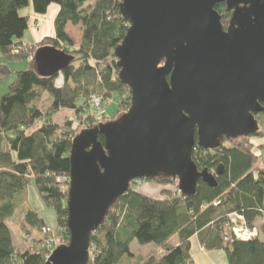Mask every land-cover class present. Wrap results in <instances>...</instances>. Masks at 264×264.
Masks as SVG:
<instances>
[{"label":"trees","instance_id":"1","mask_svg":"<svg viewBox=\"0 0 264 264\" xmlns=\"http://www.w3.org/2000/svg\"><path fill=\"white\" fill-rule=\"evenodd\" d=\"M120 2L32 0L33 13L40 16L51 4L58 6L54 34L43 37L39 47L63 51L68 62L49 77L38 76L33 68L15 72L0 97V264H44L55 247L69 242L66 202L72 140L81 130L96 126L93 114L84 110L89 107L87 97L110 99L117 94L118 107L128 111L131 106L130 87L120 78L114 55L128 28L119 11ZM27 4L28 0H0V51L6 59L32 55L30 47L20 41L28 28V17L18 10ZM215 10L227 27L231 11L225 3H218ZM67 24L81 28L80 44L75 49L65 31ZM59 77L61 84L57 86ZM44 94L51 98L45 110L39 105ZM62 109L78 115L84 125L78 133L70 122L59 126L52 120ZM255 118L258 128L252 134L223 136L217 150L195 147L192 152L199 171L215 175L216 168L223 166V173L215 175V187L198 181L195 194L186 197L170 192L168 186L175 181L172 177L158 174L142 178L163 186L162 197L155 199L135 190L131 181L90 236L86 264H191L189 240L193 235L204 249L223 250L227 264H264V223L259 229L263 239L241 241L224 231L229 213L241 214L250 228L264 214V166L257 164L259 155L250 141L263 137L264 111ZM98 139L103 144V136L98 135ZM31 181L43 203L54 208V227L28 207L25 191ZM20 209L24 213L15 220L30 238L28 248L22 250L13 245L7 224ZM44 228L49 229L46 234ZM172 237H176V245L170 244ZM46 239H52V244H44ZM133 241L156 244L162 251L134 263Z\"/></svg>","mask_w":264,"mask_h":264},{"label":"water","instance_id":"2","mask_svg":"<svg viewBox=\"0 0 264 264\" xmlns=\"http://www.w3.org/2000/svg\"><path fill=\"white\" fill-rule=\"evenodd\" d=\"M218 3L231 11L226 29ZM119 11L128 28L114 55L131 106L73 138L69 242L44 264H86L90 236L135 179L172 177L186 197L198 181L215 187L223 166L199 171L194 146L213 151L223 136H248L264 111V0H121ZM32 60L41 77L68 62L50 46Z\"/></svg>","mask_w":264,"mask_h":264},{"label":"rangeland","instance_id":"3","mask_svg":"<svg viewBox=\"0 0 264 264\" xmlns=\"http://www.w3.org/2000/svg\"><path fill=\"white\" fill-rule=\"evenodd\" d=\"M54 9L53 14L51 13V10ZM58 6L56 4H51L50 7L48 8L47 12L40 16L37 14L33 13V7H32V0H28V4L18 10L19 14L24 17H28V28L24 32V38L22 40L25 41L26 38L30 40V45L29 46L31 49L32 55L29 56L28 58H23V59H6L5 57L2 56L0 52V58L2 61H0V97L6 93L9 84L13 81L14 79V73L17 71L21 70H26L29 68H33L35 70V65L34 62H32V57L34 52L36 51L37 48H39V43H35V40H31V37L34 35V33H37V31L33 28L35 19L38 20V18L45 19V23L41 22L40 23V31L44 30L49 26L53 28V20L54 17L57 13ZM50 15V22H47L46 20L48 19ZM45 26V28H44ZM68 32L71 35V40L73 41V49L78 47V44L80 43L81 39V28L80 26L74 27L72 25H69L68 27ZM52 35V31L50 32ZM27 36V37H26ZM22 41V42H24ZM26 43V42H24ZM42 47V46H41ZM27 52V51H25ZM31 61V63H30ZM61 84V77H59L56 81V85L59 86ZM96 96L91 95L90 97H87L89 101L87 102L89 107L84 108L85 112L90 111V113L93 114L94 116V123L97 125L98 122L102 123H107L110 121H115L117 120L122 114L126 113V109H123L121 107H118V100L119 96L117 94H113L110 99H103L99 98L100 101L96 102ZM50 97L47 94H44L39 101V105L41 109L45 110L49 103H50ZM122 99V98H121ZM99 105V107H98ZM52 120L57 123L59 126H63L66 122L71 123V128L75 130V134L84 127V125L81 124L79 121L78 115L71 110L67 109H62L58 111L57 113L53 114ZM39 123V121H37ZM82 131V130H81ZM250 141L253 144V151L255 154L259 155V160H258V165L264 166V147L261 146V144H264V129H263V137L258 139V138H250ZM197 146H194V149L196 150ZM192 151V152H193ZM132 182H134L133 188L135 190L144 193V195L149 196L151 198H161L162 197V185L159 184L156 181L153 180H143L142 178L140 179H135ZM168 189H170L171 193H177L180 194L178 191L177 187V181H174V185L168 186ZM25 197H26V202L28 204V207L36 212L44 221L46 224H48L50 227H54L56 225V217H55V211L54 208L51 206H47L43 203V201L40 199L38 196V193L35 189V186L33 182L31 181L30 184L27 186L26 191H25ZM24 213V209H20L14 216V218L9 219L7 221L8 227L10 229L11 236L14 240L15 247L18 250L22 249H27L28 248V242H29V237L25 233V230L22 229L21 225L19 222H16L17 218L22 217V214ZM264 215V214H263ZM16 219V220H15ZM255 228L258 230L259 233V239H263V235L260 233V222H257V224H254ZM229 226L225 224L224 226V231L228 232L231 235V231L228 228ZM51 235V234H49ZM28 240V241H27ZM177 239L176 237H172L170 244L171 245H176ZM53 246V245H52ZM134 257L136 258L134 263L139 260V261H144L148 256L150 255H156L160 254L162 251V248L159 247L156 244L149 243V244H139L137 241H133L130 244ZM190 252V248H189ZM191 255V254H190ZM214 258L216 264H221V261L226 264V254L223 250H216L212 251L209 253V255H205L203 257H198L196 262H194L192 256V263L191 264H212V258Z\"/></svg>","mask_w":264,"mask_h":264},{"label":"crops","instance_id":"4","mask_svg":"<svg viewBox=\"0 0 264 264\" xmlns=\"http://www.w3.org/2000/svg\"><path fill=\"white\" fill-rule=\"evenodd\" d=\"M53 12H54V9L51 10V13H52V14H53ZM40 19H42V18H38V20H40ZM36 20H37V19H35V21H36ZM46 21H47V22H50V15H49V17H48V19H47ZM41 22H44V23H45V19H42ZM41 22H40V23H41ZM34 24H35V23H34ZM69 25H70V24H67V25H66V27H65V31H66V33L71 37L70 33L68 32V27H69ZM78 26H79V25L74 26V27H78ZM39 27H40V25H39ZM33 28H34V27H33ZM44 28H45V26H44ZM36 31H37V33H34V32H33L34 35L31 37V40H35V41H34L35 43H37L38 41H40L43 37L53 36V34H54V27H53V28H52V27L49 28V26H48L47 28H45V29L42 30V31H40V29H38V30H36ZM51 31H52V35L50 34ZM24 35H25V34H23L22 38L20 39L21 42L24 41V40H22V39L25 37ZM26 37H27V36H26ZM24 42H26V43H24ZM24 42H23L24 44H26V45H28V46H32V45H30V43H29L30 40H29L28 38H26ZM79 44H80V43H79ZM79 44H78V45H79ZM0 52H1V51H0ZM1 54H2V53H1ZM2 56H3V55H2ZM3 57H4V56H3ZM28 59H29V58H28ZM0 61H2L1 58H0ZM31 61L33 62V60H31ZM31 61H30V63H31ZM142 194H144V193H142ZM263 203H264V199H263ZM257 222H260V224L262 225V224L264 223V215H261V216L257 217V219H256V221H255V224H257ZM189 242H190V254H191V256H192L194 262H196V260H197L198 257H203L204 254H205V255H209L210 252H212V251H216V250H206V249H204L203 247H201V245H200V243H199V241H198L196 235H193V236L190 238ZM12 243H13V245L15 246V243H14L13 238H12ZM130 250L133 252L131 246H130ZM211 258H212V257H211ZM214 262H215V260H214V258H212V264H216V263H214ZM221 264H225V263L221 261ZM226 264H227V261H226Z\"/></svg>","mask_w":264,"mask_h":264},{"label":"built area","instance_id":"5","mask_svg":"<svg viewBox=\"0 0 264 264\" xmlns=\"http://www.w3.org/2000/svg\"><path fill=\"white\" fill-rule=\"evenodd\" d=\"M42 21V19L40 20H36L35 24H34V29L38 30L39 29V25L40 22ZM96 98V102H99L100 99L99 97H95ZM99 107V105H98ZM180 193V191H178ZM227 222H226V226L228 225L229 230L231 231V234L238 240L241 241H247V240H251L253 238H257L259 237V233L258 230L255 227H248L244 217L236 212H232L229 213L227 215ZM49 231L48 228H44L43 229V234H46ZM46 245H50L52 244V239L49 240H45Z\"/></svg>","mask_w":264,"mask_h":264},{"label":"flooded vegetation","instance_id":"6","mask_svg":"<svg viewBox=\"0 0 264 264\" xmlns=\"http://www.w3.org/2000/svg\"><path fill=\"white\" fill-rule=\"evenodd\" d=\"M223 28L226 29L227 27H224V26H223Z\"/></svg>","mask_w":264,"mask_h":264}]
</instances>
